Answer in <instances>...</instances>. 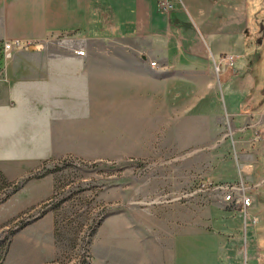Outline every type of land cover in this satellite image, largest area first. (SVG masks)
I'll list each match as a JSON object with an SVG mask.
<instances>
[{"label": "rangeland", "instance_id": "rangeland-1", "mask_svg": "<svg viewBox=\"0 0 264 264\" xmlns=\"http://www.w3.org/2000/svg\"><path fill=\"white\" fill-rule=\"evenodd\" d=\"M124 42L98 53L99 83L52 122L63 151L23 170L0 164V264H168L207 236L221 254L236 233L264 231V119L237 130L208 101L221 57L210 75L173 81ZM2 46L0 75L15 54ZM228 183H243L253 205L225 203L214 185Z\"/></svg>", "mask_w": 264, "mask_h": 264}, {"label": "crops", "instance_id": "crops-1", "mask_svg": "<svg viewBox=\"0 0 264 264\" xmlns=\"http://www.w3.org/2000/svg\"><path fill=\"white\" fill-rule=\"evenodd\" d=\"M159 1L0 0V42H25L0 75V164L23 170L63 151L52 122L63 118L80 88L99 83L92 79L97 55L111 50L115 38L148 53L158 62L152 70L176 74L173 81L210 75L220 57L234 56L233 66H223L221 86L207 87L208 101L220 103L237 130L264 119V0H169L175 7L168 14ZM79 49L86 54L77 55ZM245 232L221 254L223 243L207 236L183 257L173 250L168 264H264V231Z\"/></svg>", "mask_w": 264, "mask_h": 264}, {"label": "built area", "instance_id": "built-area-1", "mask_svg": "<svg viewBox=\"0 0 264 264\" xmlns=\"http://www.w3.org/2000/svg\"><path fill=\"white\" fill-rule=\"evenodd\" d=\"M158 4H159V11L163 14L164 13L168 14L175 7V5L169 0H160ZM23 46H25V42L22 39L4 41L2 50L4 53L5 59L7 60L11 58L14 54V51L16 49H21V47ZM76 53L77 55H85L86 51L83 49H79ZM220 60L222 61L221 65L228 64L230 66H233L236 61L235 57L232 55H224L221 57ZM157 63L158 62L156 61H152L151 66H156ZM219 69L220 67L218 68V70ZM227 120H228V124H231V121L229 120V118ZM234 133L235 132H232L233 135ZM214 188L217 190V192L220 195H222L223 201L225 203L232 202L238 199L240 203H243V206L246 210L248 207L253 205L251 196L248 195L247 189L243 183L242 184H237V183L215 184Z\"/></svg>", "mask_w": 264, "mask_h": 264}]
</instances>
